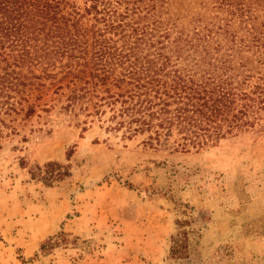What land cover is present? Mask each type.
Listing matches in <instances>:
<instances>
[{
  "label": "rangeland",
  "instance_id": "1",
  "mask_svg": "<svg viewBox=\"0 0 264 264\" xmlns=\"http://www.w3.org/2000/svg\"><path fill=\"white\" fill-rule=\"evenodd\" d=\"M16 55L0 49V74L23 82L0 97V264H264V122L199 151L149 146L106 130L98 87L35 80ZM51 162L68 175L47 186Z\"/></svg>",
  "mask_w": 264,
  "mask_h": 264
},
{
  "label": "trees",
  "instance_id": "2",
  "mask_svg": "<svg viewBox=\"0 0 264 264\" xmlns=\"http://www.w3.org/2000/svg\"><path fill=\"white\" fill-rule=\"evenodd\" d=\"M84 4L82 15L68 0H0V49L17 51L18 68L39 70L29 71L35 80L70 76L98 87L95 113L108 112L106 130L127 140L147 135L149 146L172 139L181 152L199 151L264 122V0ZM20 77L0 74V97L18 92ZM83 89L71 91L67 107ZM44 168L47 186L68 175L57 162Z\"/></svg>",
  "mask_w": 264,
  "mask_h": 264
},
{
  "label": "crops",
  "instance_id": "3",
  "mask_svg": "<svg viewBox=\"0 0 264 264\" xmlns=\"http://www.w3.org/2000/svg\"><path fill=\"white\" fill-rule=\"evenodd\" d=\"M42 235H43V236H42ZM48 235H49V232H47V233L45 232V234H44V232H41L40 240H42V239L44 240ZM33 239H35V236H33ZM30 244H32V242H31ZM30 244H29V245H30Z\"/></svg>",
  "mask_w": 264,
  "mask_h": 264
}]
</instances>
